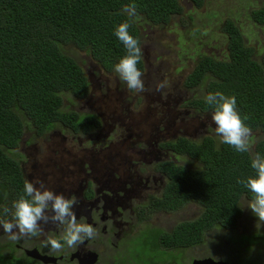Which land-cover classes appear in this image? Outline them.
<instances>
[{
	"label": "flooded vegetation",
	"instance_id": "obj_1",
	"mask_svg": "<svg viewBox=\"0 0 264 264\" xmlns=\"http://www.w3.org/2000/svg\"><path fill=\"white\" fill-rule=\"evenodd\" d=\"M199 58L183 80L171 81L161 74V63L156 67L152 58L145 56V87L134 93L114 70L95 63L86 70L78 62L88 79V93L70 95L66 101L71 107L77 103L75 99L83 103L79 118L93 115L96 119L79 129L60 122L45 130L25 125L29 128L24 129L11 154L18 155L24 181L39 180L74 197L77 219L92 223L94 235L56 251L46 247L45 241L50 235L58 236L63 225L42 223L39 235L16 240L0 227V253L7 257L5 264H193L203 259H211L207 264H264L263 234L234 235L247 229L241 222L234 228L216 225L207 230L201 242L173 246L167 234L185 219L174 222L170 230L151 221L158 212L172 214L187 208L202 212V205L195 201L175 209L160 208L171 182L168 164L190 168L189 157L173 148V142L182 138L196 141L203 129H215L211 111L194 103L198 97L190 95L188 89L187 78ZM160 83L164 87L157 89ZM194 86L200 92L205 88L204 84ZM181 157H185L183 163H179ZM5 191H0V221H11V211L4 212V208L11 209L12 192ZM147 230L153 236L140 237ZM211 231L229 236L221 242L215 234L209 244L207 234ZM141 242L149 244V252L143 251Z\"/></svg>",
	"mask_w": 264,
	"mask_h": 264
},
{
	"label": "trees",
	"instance_id": "obj_2",
	"mask_svg": "<svg viewBox=\"0 0 264 264\" xmlns=\"http://www.w3.org/2000/svg\"><path fill=\"white\" fill-rule=\"evenodd\" d=\"M189 1L198 7L206 2ZM129 3H135L137 12L130 31L141 45L143 22L161 27L183 12L180 0H0V191L10 190L13 201L21 195L24 180L11 152L25 125L45 130L60 122L79 129L96 119L79 118L78 112L63 108L66 94L82 97L89 89L87 76L67 46L85 50L113 70L125 54L114 29L128 19L123 7ZM251 17L255 27L264 25V0L251 10ZM224 28L229 35L227 57L201 55L187 84L235 95L251 130L264 132V50L257 53L256 46L248 44L235 19H226ZM138 66L144 69L143 58ZM194 103L214 111L203 98ZM173 148L199 164L189 169L168 164L171 182L166 201L158 205L175 209L195 201L203 207L198 218L179 223L167 234L173 246L201 242L216 225L236 227L243 215L242 199L252 197L236 179L254 174L250 159L257 152L264 154V138L248 153H237L212 135L201 141L182 138L173 142Z\"/></svg>",
	"mask_w": 264,
	"mask_h": 264
},
{
	"label": "rangeland",
	"instance_id": "obj_3",
	"mask_svg": "<svg viewBox=\"0 0 264 264\" xmlns=\"http://www.w3.org/2000/svg\"><path fill=\"white\" fill-rule=\"evenodd\" d=\"M261 1L263 0H206L203 6L198 7L189 0H180L183 5V12L174 15L166 25L160 27L145 22L141 24L143 58L145 56L151 57V60L156 63V67L161 63V74L165 73L169 80H183L187 76V73L190 72L198 56L208 54L218 59L227 57L229 51V35L224 28V22L228 18L236 20L248 44L256 46L257 53H262L264 50V25H257L255 27L251 17V10L257 7ZM67 49L69 50V54L75 57L86 70L91 64L93 65L95 63L100 65L92 55L85 50L70 46H67ZM147 70L148 67L145 69V73H147ZM113 74L119 78L116 72H113ZM123 84L125 85L124 82ZM188 89L190 90V95H195L198 98H203L208 93L206 87L201 88V92L196 91V87L193 88L189 86ZM135 91L136 90L130 89L132 93ZM69 97L70 94L65 95L63 108L66 111H82L81 105H83V103L75 99V103H77L71 107L66 101ZM28 128L29 127H26L25 131H27ZM210 133L218 140V137L214 135L216 133L213 128L209 132L203 129L194 140L201 141ZM262 138H264L263 131L255 130L251 132V151H254L258 141ZM14 154L18 157L16 153ZM178 160H180L179 163H183L185 157H181ZM188 165L189 167H194L197 163L188 158ZM242 200L241 207L243 209V219L240 225H242V227L247 226L248 230L242 228L234 235H240L242 232L264 234V221H259L250 208L243 207L246 206L250 200ZM200 207L203 209L202 206ZM199 215H201L200 211L187 208L172 214L164 212L154 213L151 221L152 224H159L166 230H170L174 222L180 219H185L184 221L192 220ZM145 232H143L140 237L153 236L152 232L148 231L147 234H145ZM215 234L221 242H225L223 238H228L229 236L223 231H218L217 233L211 231L207 234L209 244L213 243L212 238ZM139 246L143 248V251L149 252L147 248L149 244L141 242ZM157 252L156 250V253ZM6 261V255L0 253V264H5Z\"/></svg>",
	"mask_w": 264,
	"mask_h": 264
},
{
	"label": "clouds",
	"instance_id": "obj_4",
	"mask_svg": "<svg viewBox=\"0 0 264 264\" xmlns=\"http://www.w3.org/2000/svg\"><path fill=\"white\" fill-rule=\"evenodd\" d=\"M123 11L128 19L115 26L114 36L123 44L125 54L114 64L113 70L128 89L143 90V71L138 66L142 60V47L139 37L130 31L131 22L137 15L135 3L126 4ZM163 87V83L157 85V89ZM203 101L214 108L211 119L219 143L231 146L237 153L250 152L252 130L246 123L249 117L238 110L236 96L215 90L208 92ZM250 166L254 174L237 177L236 183L242 184L252 194L248 204L243 207L250 208L259 221H264V154L257 152L253 155ZM75 204L74 197L58 193L46 187L42 181L26 179L22 193L12 202L11 209L4 208V212L11 211L12 220L0 221V227L10 234V239L16 240L23 236L39 235L43 231L42 223H52L58 227L63 225L58 236L50 235L45 241L46 247L59 251L65 246L83 243L94 235L92 223L77 219Z\"/></svg>",
	"mask_w": 264,
	"mask_h": 264
},
{
	"label": "water",
	"instance_id": "obj_5",
	"mask_svg": "<svg viewBox=\"0 0 264 264\" xmlns=\"http://www.w3.org/2000/svg\"><path fill=\"white\" fill-rule=\"evenodd\" d=\"M208 261H211V259L195 260L193 264H207Z\"/></svg>",
	"mask_w": 264,
	"mask_h": 264
}]
</instances>
